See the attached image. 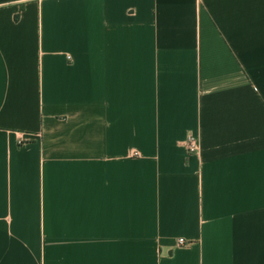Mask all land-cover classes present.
<instances>
[{
    "label": "crops",
    "instance_id": "crops-1",
    "mask_svg": "<svg viewBox=\"0 0 264 264\" xmlns=\"http://www.w3.org/2000/svg\"><path fill=\"white\" fill-rule=\"evenodd\" d=\"M0 264H264V0H0Z\"/></svg>",
    "mask_w": 264,
    "mask_h": 264
},
{
    "label": "built area",
    "instance_id": "built-area-1",
    "mask_svg": "<svg viewBox=\"0 0 264 264\" xmlns=\"http://www.w3.org/2000/svg\"><path fill=\"white\" fill-rule=\"evenodd\" d=\"M188 151L193 153L196 152L198 150V146H197V141L194 138H190L188 145H187ZM179 243L181 245L187 244L186 241L183 238L179 239Z\"/></svg>",
    "mask_w": 264,
    "mask_h": 264
}]
</instances>
